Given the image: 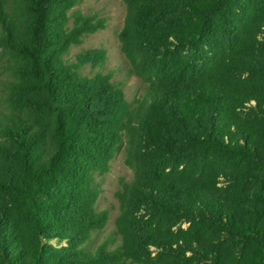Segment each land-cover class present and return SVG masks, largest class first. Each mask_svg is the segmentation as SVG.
Returning a JSON list of instances; mask_svg holds the SVG:
<instances>
[{
	"label": "trees",
	"instance_id": "obj_1",
	"mask_svg": "<svg viewBox=\"0 0 264 264\" xmlns=\"http://www.w3.org/2000/svg\"><path fill=\"white\" fill-rule=\"evenodd\" d=\"M125 1L122 50L143 54L130 73L149 81L137 123L112 73L82 74L103 52L68 59L104 20L75 11L81 0H0V264H237L174 235L184 220L264 264V229L231 190L256 186L246 210L264 216V0ZM127 147L137 176L117 194L114 236L93 246L110 220L97 179Z\"/></svg>",
	"mask_w": 264,
	"mask_h": 264
},
{
	"label": "rangeland",
	"instance_id": "obj_2",
	"mask_svg": "<svg viewBox=\"0 0 264 264\" xmlns=\"http://www.w3.org/2000/svg\"><path fill=\"white\" fill-rule=\"evenodd\" d=\"M74 10L84 15L95 16L97 19L104 20L105 27L87 36L82 46L72 48L68 59L74 62L76 55L83 51L97 50L103 52L106 56L104 65L97 68H92L90 65L85 66L82 69V74L91 76L96 72L104 74L112 73L113 81L123 85L126 99L131 105L134 123H137L138 117L143 113L147 105L146 88L149 81L145 74L139 75L136 72L130 73V70H135L136 64L140 63L143 54L140 53L135 60H131L122 50L120 34L125 28L130 14L128 4L125 0H81ZM5 63V58L0 57V119L2 120L4 119V113H9V94L7 89L9 77L3 68ZM225 163H228L227 166H225V170H230L231 175L239 179L234 169H238L241 166H236V168L233 169L231 166L232 164H230L232 162ZM244 167L256 169L254 168L256 166L252 165ZM137 172L136 162L129 158L127 147L116 155L111 163L109 173L97 179L100 184L101 194L97 201L96 209L98 212L107 211L110 215V220L105 230L94 236L93 246H97L114 236L116 220L120 215V203L117 194L122 190L123 183L131 182L137 176ZM216 179L219 182L218 187H227L222 176L216 177ZM256 188L257 187L254 185L237 182L231 190L239 197L235 205L240 217L246 220L252 219V221L264 229V216L250 217V214L246 210V204L253 202V199L248 196V193L249 191L256 190ZM171 231L176 236H190L189 238L209 246L214 251H218L227 263L240 264L243 261L244 256L240 253L239 248L231 241L224 239L212 226L208 225V223L184 220L173 226ZM51 243L54 246L56 245L55 241ZM151 251L153 256L157 254L155 248L152 247ZM187 256H191V254L187 253ZM191 264L204 263L192 262Z\"/></svg>",
	"mask_w": 264,
	"mask_h": 264
}]
</instances>
